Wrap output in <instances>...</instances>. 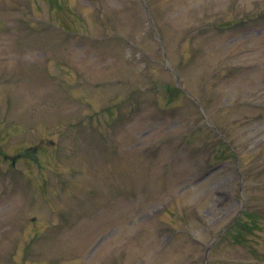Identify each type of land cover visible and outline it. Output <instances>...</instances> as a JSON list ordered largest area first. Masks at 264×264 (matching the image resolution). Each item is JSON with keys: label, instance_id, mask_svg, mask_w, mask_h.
Listing matches in <instances>:
<instances>
[{"label": "rangeland", "instance_id": "374dc122", "mask_svg": "<svg viewBox=\"0 0 264 264\" xmlns=\"http://www.w3.org/2000/svg\"><path fill=\"white\" fill-rule=\"evenodd\" d=\"M50 7L0 0V264H264V0Z\"/></svg>", "mask_w": 264, "mask_h": 264}, {"label": "trees", "instance_id": "16d2710c", "mask_svg": "<svg viewBox=\"0 0 264 264\" xmlns=\"http://www.w3.org/2000/svg\"><path fill=\"white\" fill-rule=\"evenodd\" d=\"M248 217H249V215H248Z\"/></svg>", "mask_w": 264, "mask_h": 264}]
</instances>
